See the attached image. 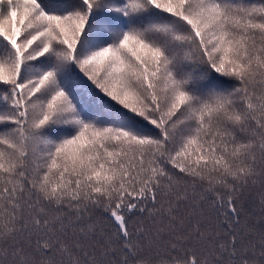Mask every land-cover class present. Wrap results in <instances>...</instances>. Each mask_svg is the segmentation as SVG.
Wrapping results in <instances>:
<instances>
[{
    "label": "snow or ice",
    "instance_id": "6c2138e0",
    "mask_svg": "<svg viewBox=\"0 0 264 264\" xmlns=\"http://www.w3.org/2000/svg\"><path fill=\"white\" fill-rule=\"evenodd\" d=\"M0 264H264V0H0Z\"/></svg>",
    "mask_w": 264,
    "mask_h": 264
}]
</instances>
